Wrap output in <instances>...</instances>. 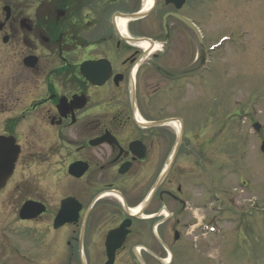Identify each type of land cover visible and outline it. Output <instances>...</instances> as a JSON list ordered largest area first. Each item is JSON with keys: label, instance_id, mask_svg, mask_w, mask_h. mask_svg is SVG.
Segmentation results:
<instances>
[{"label": "flooded vegetation", "instance_id": "flooded-vegetation-1", "mask_svg": "<svg viewBox=\"0 0 264 264\" xmlns=\"http://www.w3.org/2000/svg\"><path fill=\"white\" fill-rule=\"evenodd\" d=\"M205 3L0 0V136L21 155L30 142L18 128L26 126L61 160L71 190L51 211L45 198L22 202L44 208L18 216L30 236L20 238L28 264L37 243L75 257L67 264H186V238L200 235L198 215L220 189L206 181L202 115L191 119L206 94L217 97L208 87L217 71L207 62ZM119 20H127L125 34ZM192 92L193 108L185 100ZM68 199L72 222L54 228ZM48 214L51 229L34 233L30 226Z\"/></svg>", "mask_w": 264, "mask_h": 264}, {"label": "rangeland", "instance_id": "rangeland-1", "mask_svg": "<svg viewBox=\"0 0 264 264\" xmlns=\"http://www.w3.org/2000/svg\"><path fill=\"white\" fill-rule=\"evenodd\" d=\"M205 5L207 46L216 45L212 51L207 49V62L217 71L210 80L208 75V87L217 97L206 94L204 109L197 110L191 119L202 115L207 132L201 126L208 139L206 181L208 185L216 182L220 189L211 194L198 218L204 216L209 223L213 216L212 222L220 224L222 231L212 235L207 227L199 231V236L187 237L183 261L264 264V153L260 152L264 142V0H206ZM198 97L192 92L185 100L193 108ZM255 123L259 124L258 133L252 128ZM21 128L19 132H24L30 143L25 144L10 187L0 196V264L30 261H25L28 254L21 246V239L30 236L22 232L18 218L24 200L45 198L51 211L62 193L71 194L69 184L57 170L60 159L47 153L48 144L43 140L29 139L31 132L26 126ZM46 160L56 176L45 170ZM51 217L48 214L41 224L31 225L30 229H36L31 231L41 232L43 224L50 230ZM48 232L44 233L50 238L53 233ZM35 247L34 264H67L64 261L75 258L55 252L54 245H49L46 252L38 243Z\"/></svg>", "mask_w": 264, "mask_h": 264}, {"label": "water", "instance_id": "water-1", "mask_svg": "<svg viewBox=\"0 0 264 264\" xmlns=\"http://www.w3.org/2000/svg\"><path fill=\"white\" fill-rule=\"evenodd\" d=\"M135 18V17H130ZM180 21H182L186 26L192 29V31L197 34L196 30L190 23H188L185 19L177 17ZM253 129L255 132L259 131L258 124L253 125ZM261 153H264V143L260 147ZM20 153V149L17 145H15L14 140L10 138H3L0 136V191L6 186L8 180L11 178L16 161L18 159V155ZM72 168L69 170V174L72 173ZM71 199L65 201L62 205L60 211L54 220V228H58L66 223L72 222L73 216L75 215V209L72 206L73 203L70 202ZM44 211V208L39 204H34L31 202H26L22 205L19 211V218L21 220H25L28 218H35L41 215ZM111 261V260H110Z\"/></svg>", "mask_w": 264, "mask_h": 264}, {"label": "bare ground", "instance_id": "bare-ground-1", "mask_svg": "<svg viewBox=\"0 0 264 264\" xmlns=\"http://www.w3.org/2000/svg\"><path fill=\"white\" fill-rule=\"evenodd\" d=\"M150 5H151L150 1L146 2L144 11H147L149 9ZM126 23H127V20H119V21H117L118 28H119V30L121 32H123V34H125L124 32H125L126 25H127Z\"/></svg>", "mask_w": 264, "mask_h": 264}]
</instances>
